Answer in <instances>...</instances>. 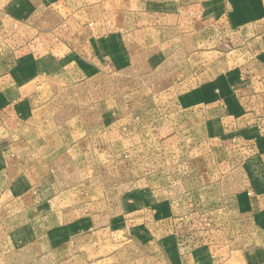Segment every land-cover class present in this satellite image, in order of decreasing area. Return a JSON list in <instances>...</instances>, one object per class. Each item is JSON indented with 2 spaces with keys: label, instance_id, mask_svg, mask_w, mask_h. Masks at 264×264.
I'll use <instances>...</instances> for the list:
<instances>
[{
  "label": "rangeland",
  "instance_id": "374dc122",
  "mask_svg": "<svg viewBox=\"0 0 264 264\" xmlns=\"http://www.w3.org/2000/svg\"><path fill=\"white\" fill-rule=\"evenodd\" d=\"M16 1L0 0V43L12 58L37 47L39 36L21 31V38L5 21L10 13L31 25L32 10L13 8ZM65 14L50 13V24L38 30L50 28L57 38L41 90L51 118L13 124L19 131L0 137L7 150L0 152L7 175L0 185V264H264V217L240 214L257 188L256 171L240 167V143L189 130L186 121L182 130L166 105L209 61L190 56L198 41L188 14L183 40L166 33L167 41H128L147 51L132 67L112 72L110 64L83 75L69 49L95 46L61 35ZM177 46L181 53L171 56ZM29 189L39 201L14 207L3 196ZM20 208L27 215L12 218Z\"/></svg>",
  "mask_w": 264,
  "mask_h": 264
},
{
  "label": "crops",
  "instance_id": "0c3cea01",
  "mask_svg": "<svg viewBox=\"0 0 264 264\" xmlns=\"http://www.w3.org/2000/svg\"><path fill=\"white\" fill-rule=\"evenodd\" d=\"M6 7L10 8L11 4L8 2ZM13 8L32 10L31 25L10 13L5 14V21L19 28L21 38L26 36L21 31H26L28 36H39L35 37L37 47L23 48L19 53L16 50L14 58L8 45L0 43L3 44L0 47V137L18 132L13 124L51 118L47 111L51 103L41 90L50 73L44 62L50 60L49 47L55 48L57 38L50 28L38 31L40 24H50L47 20L51 18L50 13L53 17L58 9L66 13L59 21L66 31L58 30L64 38L94 43V50L82 44L69 49L71 55L80 57L81 67L77 72L83 75L88 69L99 70L110 64L112 72L132 67L136 56L147 51L135 50L128 41H167L166 33L171 34L170 39L183 40L186 12L189 17L186 22L192 25L191 35L198 41L195 43L193 39L190 56L195 61L201 54L207 55L209 61L203 72L192 71L187 76L184 80L187 86L166 105L173 106L170 111L182 130L181 123L186 121L189 130L240 143V152L245 154L240 167L255 170L257 183L255 192L245 197V202L250 203L240 214L264 217V0H17ZM42 11L48 13L43 20ZM201 38L207 42L202 43L207 45V50H203L206 54L200 50ZM179 47L175 55H170L176 56L182 51ZM82 57L90 58L92 63ZM9 59L13 61L7 62ZM2 147L0 152L7 151ZM5 169L6 164L0 166V185L7 176ZM32 189L15 195L5 192L3 196L14 200L10 206L17 207L25 199L27 202L31 198L38 200L30 192ZM26 208L34 209V205L27 204ZM24 209L15 210L17 214L12 218L23 214L20 211Z\"/></svg>",
  "mask_w": 264,
  "mask_h": 264
}]
</instances>
